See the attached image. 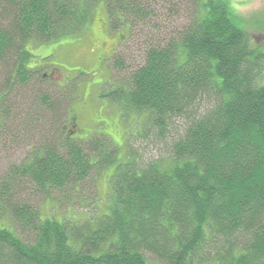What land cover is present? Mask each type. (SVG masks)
<instances>
[{
	"label": "trees",
	"instance_id": "1",
	"mask_svg": "<svg viewBox=\"0 0 264 264\" xmlns=\"http://www.w3.org/2000/svg\"><path fill=\"white\" fill-rule=\"evenodd\" d=\"M100 4L142 53L126 63L121 42L109 62L126 76L101 93L140 116L125 157L108 135L78 139L75 93L30 66L32 42L83 33ZM0 76V153L7 132L32 144L0 181V264H264V48L228 0H0ZM109 167L98 215L33 201Z\"/></svg>",
	"mask_w": 264,
	"mask_h": 264
},
{
	"label": "rangeland",
	"instance_id": "2",
	"mask_svg": "<svg viewBox=\"0 0 264 264\" xmlns=\"http://www.w3.org/2000/svg\"><path fill=\"white\" fill-rule=\"evenodd\" d=\"M228 2L231 12L239 19V24L251 35L254 44L264 48V0H228ZM98 6L95 19L83 33L59 41L32 42L29 50L34 57L31 59L30 66H43L40 67L41 75L49 74L45 86L50 87L55 94L65 96V92L75 93L70 113L71 117L74 114L77 120L78 126L75 129L78 139L88 138L95 133L108 135L120 146V157H125V148H127L125 139L128 131L136 127L140 116L134 112L128 117L123 116L117 104L101 96V93L109 88L110 85L107 83L109 80L111 83L115 80H122L126 72L116 70L110 66L109 61L105 60L100 63V52L97 47L105 46V49L109 50L125 41V47L122 46L121 53L126 54V63L136 60V64L142 61L141 47L130 42L129 32L123 29L124 27L110 28L105 7L102 4ZM126 46H128L127 49ZM68 82H75L77 91L72 85H65L69 84ZM67 106L68 101L66 109ZM78 128L81 131L77 132ZM7 133L10 136V132ZM23 134L22 132L19 134V142L14 141L12 136L5 138L6 146L0 153V181L5 179L12 165L22 163L32 150V144L30 140H27L29 136L24 138ZM134 147L135 149L145 148L136 142ZM143 154L149 155L145 152ZM112 170L113 168L109 167L94 171L93 175H97L96 186L90 180L87 186L78 187L77 190H65L62 193L51 192L50 195L38 196L33 201L35 200L40 206L44 217H51L53 214L60 217L68 213L69 209L70 214L76 213L82 218L98 215L109 210L108 205L111 202L109 177ZM58 200H60L61 207H58Z\"/></svg>",
	"mask_w": 264,
	"mask_h": 264
},
{
	"label": "flooded vegetation",
	"instance_id": "3",
	"mask_svg": "<svg viewBox=\"0 0 264 264\" xmlns=\"http://www.w3.org/2000/svg\"><path fill=\"white\" fill-rule=\"evenodd\" d=\"M103 44H106V42H103ZM100 47V46H99ZM106 47L105 46H103L102 48L100 47V48H98L97 47V50L100 52L99 54V62L100 63H102V61H109V59L113 56V54L115 53V51L117 50V47H111L109 50H106L105 49ZM108 53V54H107ZM106 54V55H105ZM108 55V56H107ZM74 114H72V117L70 116V119H71V121H70V127L68 126V127H66V128H70L71 130H72V132H76V127L78 126V124H77V120H76V118L73 116ZM70 129H68V130H70ZM74 129V130H73ZM78 131H81V129L80 128H78V130H77V132Z\"/></svg>",
	"mask_w": 264,
	"mask_h": 264
}]
</instances>
